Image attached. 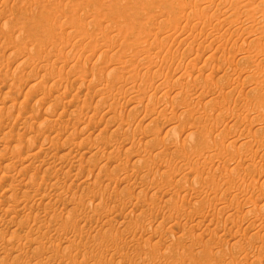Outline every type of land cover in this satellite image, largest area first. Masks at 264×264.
Wrapping results in <instances>:
<instances>
[{"label": "rangeland", "instance_id": "1", "mask_svg": "<svg viewBox=\"0 0 264 264\" xmlns=\"http://www.w3.org/2000/svg\"><path fill=\"white\" fill-rule=\"evenodd\" d=\"M0 264H264V0H0Z\"/></svg>", "mask_w": 264, "mask_h": 264}, {"label": "bare ground", "instance_id": "2", "mask_svg": "<svg viewBox=\"0 0 264 264\" xmlns=\"http://www.w3.org/2000/svg\"><path fill=\"white\" fill-rule=\"evenodd\" d=\"M84 25H85V24H84ZM84 30H85V29H84ZM116 47H117V46H116ZM92 48H93V47H92ZM92 48H91V49H92ZM98 50H99V49H98ZM219 50H220V49H219ZM219 50H218V51H219ZM195 57H196V56H195ZM209 58H210V56L207 57V59H209ZM36 59H37V58H36ZM196 59H197V58H196ZM205 61H206V60H205ZM210 63H211V62H210ZM113 64H114V63H113ZM193 64H194V63H193ZM206 64H207V63H206ZM202 65H203V64H202ZM208 65H209V64H208ZM51 67H52V66H51ZM101 67H102V66H101ZM104 68H106V67H104ZM200 68H201V67H200ZM224 68H225V67H224ZM218 69H219V68H218ZM200 71H201V70H200ZM203 71H204V70H203ZM1 72H2V71H1ZM202 74H203V73H202ZM217 74H218V73H217ZM180 85H181V84H180ZM173 86H174V85H173ZM184 86H185V85H184ZM31 87H32V86H31ZM183 88H184V87H183ZM170 92H171V91H170ZM173 92H174V91H173ZM171 94H172V93H171ZM174 94H175V93H174ZM181 94H182V93H181ZM178 97H179V96H178ZM88 101H89V100H88ZM91 104H92V103H91ZM88 106H89V105H88ZM87 108H88V107H87ZM90 108H91V106H90ZM94 108H95V107H94ZM94 108H93V109H94ZM51 109H52V108H51ZM59 110H60V109H59ZM94 110H95V109H94ZM235 111H236V110H235ZM235 111H234V112H235ZM25 112H26V111H25ZM45 112H46V111H45ZM70 112H71V111H70ZM237 112H238V111H237ZM237 112H236V113H237ZM243 112H244V111H243ZM57 113H58V112H57ZM39 114H40V113H39ZM58 114H59V115L62 114V111L59 112ZM103 114H104V113H103ZM23 116H24V115H23ZM227 116H228V114H227ZM230 116H231V115H230ZM34 117H35V116H34ZM42 117H43V116H42ZM26 118H27V117H26ZM231 119H232V118H231ZM227 121H228V119H227ZM230 122H231V121H230ZM28 123H29V122H28ZM43 123H44V122H43ZM26 125H27V124H26ZM28 125H29V124H28ZM114 132H115V130H114ZM16 146H17V145H16ZM92 147H93V146H92ZM16 150H17V149H16ZM64 157H65V156H64ZM22 160H23V159H22ZM159 195H160V194H159ZM3 216H4V215H3ZM3 220H4V219H3ZM2 238H3V237H2ZM2 238H1V239H2ZM29 244H30V243H29ZM29 244H28V245H29ZM5 246H6V245H5ZM13 246H14V245H13ZM10 247H11V246H10ZM42 247H43V246H42ZM37 250H38V249H37ZM67 250H68V249H67ZM28 252H29V251H28ZM38 252H39V251H38ZM12 253H13V252H12ZM14 253H15V252H14ZM33 253H34V252H33ZM37 255H38V254H37ZM30 257H31V256H30ZM50 257H51V256H50ZM50 259H51V258H50ZM68 262H69V261H68Z\"/></svg>", "mask_w": 264, "mask_h": 264}]
</instances>
